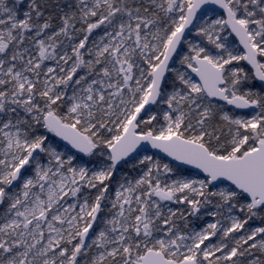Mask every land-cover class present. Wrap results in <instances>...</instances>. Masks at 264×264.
I'll return each mask as SVG.
<instances>
[{"label":"snow or ice","instance_id":"snow-or-ice-1","mask_svg":"<svg viewBox=\"0 0 264 264\" xmlns=\"http://www.w3.org/2000/svg\"><path fill=\"white\" fill-rule=\"evenodd\" d=\"M0 264H264V0H0Z\"/></svg>","mask_w":264,"mask_h":264}]
</instances>
